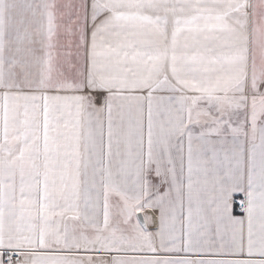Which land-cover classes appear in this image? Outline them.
Here are the masks:
<instances>
[{
  "label": "snow or ice",
  "instance_id": "6c2138e0",
  "mask_svg": "<svg viewBox=\"0 0 264 264\" xmlns=\"http://www.w3.org/2000/svg\"><path fill=\"white\" fill-rule=\"evenodd\" d=\"M0 264H264V0H0Z\"/></svg>",
  "mask_w": 264,
  "mask_h": 264
}]
</instances>
